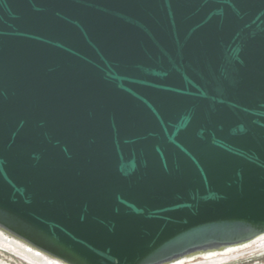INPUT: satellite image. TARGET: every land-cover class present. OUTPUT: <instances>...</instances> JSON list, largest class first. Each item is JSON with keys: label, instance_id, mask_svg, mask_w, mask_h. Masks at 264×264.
<instances>
[{"label": "water", "instance_id": "obj_1", "mask_svg": "<svg viewBox=\"0 0 264 264\" xmlns=\"http://www.w3.org/2000/svg\"><path fill=\"white\" fill-rule=\"evenodd\" d=\"M264 246V0H0V247L34 264H209Z\"/></svg>", "mask_w": 264, "mask_h": 264}, {"label": "rangeland", "instance_id": "obj_2", "mask_svg": "<svg viewBox=\"0 0 264 264\" xmlns=\"http://www.w3.org/2000/svg\"><path fill=\"white\" fill-rule=\"evenodd\" d=\"M0 264H34L0 247ZM209 264H264V246L248 254Z\"/></svg>", "mask_w": 264, "mask_h": 264}]
</instances>
